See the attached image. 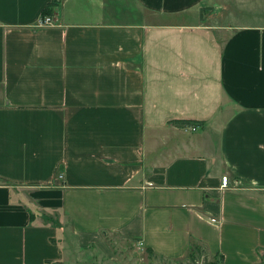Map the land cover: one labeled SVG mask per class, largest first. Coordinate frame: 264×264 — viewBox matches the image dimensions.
Wrapping results in <instances>:
<instances>
[{"label":"crops","instance_id":"0c3cea01","mask_svg":"<svg viewBox=\"0 0 264 264\" xmlns=\"http://www.w3.org/2000/svg\"><path fill=\"white\" fill-rule=\"evenodd\" d=\"M51 1L0 0V264L111 234L260 264L264 0L237 25L223 0H58L36 27Z\"/></svg>","mask_w":264,"mask_h":264},{"label":"rangeland","instance_id":"374dc122","mask_svg":"<svg viewBox=\"0 0 264 264\" xmlns=\"http://www.w3.org/2000/svg\"><path fill=\"white\" fill-rule=\"evenodd\" d=\"M223 1V22L234 25L241 24L245 20V16L240 10L241 0ZM261 14L263 16L258 15L264 21V11ZM187 125L189 124L184 125L186 132H195L200 130L201 127L198 126L194 130L186 129ZM205 134L209 136L207 132ZM50 216L54 217L53 222H55L54 220L58 222L64 221L63 223L67 221L62 212L52 213ZM69 239L71 240V237ZM70 243L72 244V251L69 252L66 261H61L62 264H222V260L209 253L207 248L197 255L196 259L189 257L187 253L169 258L152 253L137 241L114 234L107 237V247L105 249L96 244H87L77 249L73 240ZM260 264H264V258Z\"/></svg>","mask_w":264,"mask_h":264},{"label":"trees","instance_id":"16d2710c","mask_svg":"<svg viewBox=\"0 0 264 264\" xmlns=\"http://www.w3.org/2000/svg\"><path fill=\"white\" fill-rule=\"evenodd\" d=\"M58 0H52L50 3H48L46 5V7L44 8V14H52L53 12V8L54 6L57 4ZM211 7H204L202 10L205 9H209ZM174 121L176 122H180V123H184V124H191V123H195L197 124L198 122L194 119H190V118H178L175 119ZM206 246L202 243H199L197 241H192V245L190 246V248L188 249V251L186 252L187 255L193 259H196L197 255L201 254L203 252V250H205ZM152 252V251H151ZM153 253V252H152ZM215 257H218L217 254L214 255ZM53 264H62L61 261H53Z\"/></svg>","mask_w":264,"mask_h":264},{"label":"built area","instance_id":"2783aa9c","mask_svg":"<svg viewBox=\"0 0 264 264\" xmlns=\"http://www.w3.org/2000/svg\"><path fill=\"white\" fill-rule=\"evenodd\" d=\"M56 23L54 21V18L52 17V15H43L41 17V19L39 20L38 24L36 25V27H49V26H55ZM199 126V124H195V123H191L189 125H187L186 129H197V127ZM229 180V175L228 174H224L222 176V182L224 185H227ZM140 245H142V243H140Z\"/></svg>","mask_w":264,"mask_h":264}]
</instances>
